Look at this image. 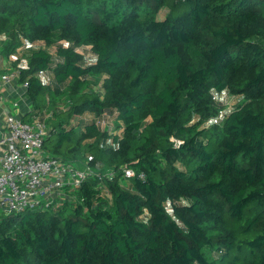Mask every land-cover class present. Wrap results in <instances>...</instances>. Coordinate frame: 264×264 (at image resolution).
Here are the masks:
<instances>
[{
  "label": "trees",
  "instance_id": "1",
  "mask_svg": "<svg viewBox=\"0 0 264 264\" xmlns=\"http://www.w3.org/2000/svg\"><path fill=\"white\" fill-rule=\"evenodd\" d=\"M0 36L46 155L101 165L75 201L0 216V264H264V0H0Z\"/></svg>",
  "mask_w": 264,
  "mask_h": 264
},
{
  "label": "built area",
  "instance_id": "2",
  "mask_svg": "<svg viewBox=\"0 0 264 264\" xmlns=\"http://www.w3.org/2000/svg\"><path fill=\"white\" fill-rule=\"evenodd\" d=\"M0 37L4 42L6 38ZM57 44L63 49L71 47L68 41H59ZM30 46L45 48L43 43H33ZM56 49V46H53L48 50L52 56H55ZM74 51L83 56L85 65L93 62L89 54L90 47H78ZM55 61L56 58L52 62ZM18 69H26L24 60L13 72L2 74L1 81L4 83L17 81ZM37 77L43 84L51 83L49 71H39ZM26 88L27 83H22L23 92ZM229 98L232 99L233 96ZM4 112L7 134L0 141V144L4 145L0 155V216L21 214L31 208L44 210L54 204L59 206L64 202L75 201L77 189L87 178L101 176L96 173L101 167L99 163L95 164L94 169L88 164L79 168L59 158L46 155L43 151V139L48 133V127L45 118L40 114H33L29 121H24L23 115L13 113L9 105L4 106ZM116 114V110H105L96 120V126L101 130L111 131ZM111 133L115 132L111 131ZM175 143L179 142L175 141ZM87 160L92 161L93 158L88 156ZM120 169L125 178L134 176L133 170L126 165ZM104 175L112 178L114 172L109 170ZM139 178L143 179V176L139 175Z\"/></svg>",
  "mask_w": 264,
  "mask_h": 264
},
{
  "label": "crops",
  "instance_id": "3",
  "mask_svg": "<svg viewBox=\"0 0 264 264\" xmlns=\"http://www.w3.org/2000/svg\"><path fill=\"white\" fill-rule=\"evenodd\" d=\"M3 40L0 37V44ZM94 60V58L92 59ZM16 55L10 56L7 59L0 58V76L4 73L13 72L16 69L15 64ZM0 141L3 140L7 134V129L4 125V106L9 105L11 111L17 115H23L30 113L31 103L25 97L21 84L18 82L4 83L0 77ZM4 148V145L0 144V155Z\"/></svg>",
  "mask_w": 264,
  "mask_h": 264
},
{
  "label": "rangeland",
  "instance_id": "4",
  "mask_svg": "<svg viewBox=\"0 0 264 264\" xmlns=\"http://www.w3.org/2000/svg\"><path fill=\"white\" fill-rule=\"evenodd\" d=\"M168 13V9L164 8L162 9L159 14H158V18H164L166 16V14ZM3 44V43H2ZM16 82V81H14ZM96 90H98V87H95ZM222 97H217V99H215L214 101V106L215 108H217L220 112L219 115L222 116L224 111L229 110L230 108H233L237 102L236 97H233L232 99L229 98V96L225 95V94H221ZM46 117L49 116V114H45ZM88 123L90 120H86ZM216 121H220V116L216 119ZM211 123L207 122L205 123V126H209ZM111 131L115 132L117 134L116 128H115V124L111 125Z\"/></svg>",
  "mask_w": 264,
  "mask_h": 264
}]
</instances>
